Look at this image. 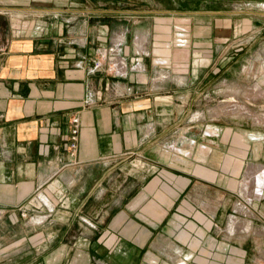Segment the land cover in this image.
<instances>
[{"label": "crops", "instance_id": "obj_1", "mask_svg": "<svg viewBox=\"0 0 264 264\" xmlns=\"http://www.w3.org/2000/svg\"><path fill=\"white\" fill-rule=\"evenodd\" d=\"M230 1L22 9L0 42V230L22 264H264V117L214 108L248 73L264 104V0Z\"/></svg>", "mask_w": 264, "mask_h": 264}, {"label": "rangeland", "instance_id": "obj_2", "mask_svg": "<svg viewBox=\"0 0 264 264\" xmlns=\"http://www.w3.org/2000/svg\"><path fill=\"white\" fill-rule=\"evenodd\" d=\"M31 2V4H27L26 1L22 0H9L8 8L3 10V15H0V42L6 43L7 40L11 39L12 30L18 29V28H26L30 25L25 24H19L17 17H22L27 19H32L36 13L32 12L33 9H37L36 4H38L40 1L42 2H48L49 0H28ZM52 1V0H51ZM65 0H55L57 2V9L61 10L60 4L61 2H64ZM85 6L88 9V11H95L97 9L105 8L106 6H111V8H116L117 6L119 9H128L127 4L129 5V1L133 0H84ZM244 0H231L228 3L222 2L223 4H228L230 10L232 11H239L241 8V4ZM108 2H111L112 4H109ZM115 2H121V5L114 4ZM35 3V4H34ZM68 3H73L71 6L74 9L81 10L80 6V0H68ZM245 3V2H244ZM105 4V5H103ZM185 4V3H184ZM117 7V8H118ZM129 7V6H128ZM14 8V10H12ZM31 9L32 11H25L22 9ZM83 8V7H82ZM116 8V9H117ZM184 8L188 9V3L186 2ZM25 20V21H26ZM237 26L232 27L233 32L238 31ZM234 38L232 40L233 47L230 49L232 54V61L236 64H256V54H257V44L255 41H241L240 38ZM231 43V42H229ZM249 47V51L245 52L244 50ZM241 55V58H238V56ZM238 58V59H237ZM96 64V63H95ZM94 64V65H95ZM239 78L240 84H243L244 86H240L239 89H232V94H226L224 96L223 91L219 92L215 101V110L218 113L221 112H228L233 113L234 115H248V114H255L259 116L264 117V104H253L254 101H256V96L258 94L257 91H254V88L249 87L246 88L247 83L254 80L256 77V73H248V74H238L236 75ZM236 80V79H234ZM241 80V81H240ZM10 241H12L11 235L7 232H4L0 230V264H22V261L20 258H18L17 255L12 253V250L14 249H7L6 246L10 244ZM27 261V260H26ZM29 261V260H28ZM28 263V262H27Z\"/></svg>", "mask_w": 264, "mask_h": 264}, {"label": "built area", "instance_id": "obj_3", "mask_svg": "<svg viewBox=\"0 0 264 264\" xmlns=\"http://www.w3.org/2000/svg\"><path fill=\"white\" fill-rule=\"evenodd\" d=\"M106 53L109 54V56H107V60L114 61L116 59V58H114L115 52H114L113 48L108 49V51ZM106 53H105V55H106ZM121 65H122V63H121ZM98 66H99V64L96 62L95 67H98ZM77 123H78L77 119L72 120V129H71V138H70V142H71L70 143V149L71 150H74L75 146H76L77 133H78Z\"/></svg>", "mask_w": 264, "mask_h": 264}]
</instances>
